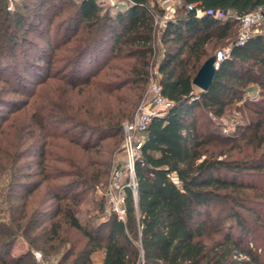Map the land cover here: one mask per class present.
<instances>
[{
	"label": "trees",
	"instance_id": "trees-1",
	"mask_svg": "<svg viewBox=\"0 0 264 264\" xmlns=\"http://www.w3.org/2000/svg\"><path fill=\"white\" fill-rule=\"evenodd\" d=\"M2 1L0 61L22 49L37 56L24 57L25 74L0 66V105H28L20 122L0 116V264H38L33 248L44 260L59 255L56 264H93L96 253L101 264H264V238L251 236L264 231V33L236 37L239 18L264 0H182L159 34L156 62V0H128L114 13L81 0L73 24L41 33L47 48L22 49L8 21L18 27L24 15H9ZM34 1L40 17L54 2ZM193 3L221 15L196 17L187 9ZM210 45L228 55L196 91ZM154 68L171 104L147 126L125 220L105 217L102 198L87 195L107 182L121 124L134 116ZM35 84L43 88L31 91ZM251 85L255 96L247 95ZM18 93L25 98L9 96ZM231 109L246 111L245 123L224 135L213 118ZM82 207L94 222L80 219ZM219 221L227 228L212 240L208 227ZM19 239L27 250L7 258Z\"/></svg>",
	"mask_w": 264,
	"mask_h": 264
},
{
	"label": "rangeland",
	"instance_id": "rangeland-1",
	"mask_svg": "<svg viewBox=\"0 0 264 264\" xmlns=\"http://www.w3.org/2000/svg\"><path fill=\"white\" fill-rule=\"evenodd\" d=\"M24 1L27 2L28 6H29L27 9H24V7H22V2H24ZM80 1L81 0H54L53 3H51L50 5L48 4V7H45V9H43V15H41V17L36 14L38 6L36 4H34L35 3L34 0H12V8L9 7V1L8 0H7V5L5 3V0L2 2L5 5L4 9L8 11L9 15H12L11 12H16V11L21 12L24 15L25 21H23L18 27L16 25H13L12 21L11 22L8 21L9 24H11V30L14 32L16 38L18 39V44L20 46L19 48L22 49V48H26V47L32 48L34 43H36V44L41 43V38H40L41 33L48 32V34H52L54 29H56V27L59 24H62L63 21L65 22L66 20H69V21L72 20V18H73L72 14L74 13L77 4ZM96 1L98 4H100L102 9H108L109 12H112V13H114L116 10H118L117 9L118 5H121L122 3L125 2V0H96ZM155 2L157 3V6H159V8H161L163 10L162 15L156 16L157 20L159 21L160 18L164 15V12L166 11V9H164V7H163V5H164L163 0H156ZM182 3H183L182 0H170L169 4L172 6V8L175 11L176 7L180 6ZM54 13H57V14L55 15ZM69 21H67V22L69 23ZM72 22H73V20L71 21V24H73ZM162 28L159 27V25H157V30H156V35H155V45H156V47H158V52H157V55L155 58V62L159 58L161 48H162V44H161L160 39H159V34H160ZM237 32H238V27L236 30V37H237ZM258 32L264 33V22L263 21L259 22L257 24H254L250 29V34H256ZM78 34H79V30L74 35H78ZM41 46L44 48H47L46 44L44 42L41 43ZM209 48H210V50H209L210 55H214L216 52H218L220 50L217 48H212L211 45ZM20 49H18V50L20 51ZM22 50H24V51H22L21 53H18L19 57L13 58L10 56V57H8V60H1L0 66L6 68L8 71L11 70L10 67L13 66L12 69L18 70L21 74H25V72L23 71L24 57L25 56L29 57L31 55L29 58L36 60L37 55L33 51H31L29 53L28 50H25V49H22ZM222 50H226V47L223 48ZM10 64H12V65H10ZM42 64H45V63L42 62ZM213 65L215 66V64H213ZM42 66H45V65H42ZM154 76L155 77L152 78V81L154 83L158 84L159 75L156 73V74H154ZM148 85H147V88H148ZM0 86H2V83H0ZM42 86L40 87V84L32 85L31 91H33V92L40 91V89L43 88ZM147 88H146L145 92L143 93L145 99H148L150 97L147 94ZM199 89L200 88L195 86L196 91ZM257 94H258L257 87L255 85H251L250 89L248 90L247 95L248 96H255ZM9 96H13V97L17 98V100H22V98H25L23 95H21L19 93L18 94H10ZM19 106L20 105L15 107L16 109H14V108L12 109V107H11V105H9V103H6L5 105H0V116H2L4 118L3 121L5 123H10L13 121L20 122L19 118H21V116L18 119L16 117L18 114H20L22 112V110L28 108V105H22L20 107ZM11 110L13 112H11ZM245 114H247V112L246 111L242 112V110H238V111H236L234 109L228 110V111H226V113L224 115L213 118L214 123H215V127L217 128V130L220 133H222L224 135H228V134L234 132L235 130H237V126L243 125L245 123V119L243 118V115H245ZM28 160H29L28 157H24L19 162H26L27 163ZM33 168L35 169V166ZM110 170H111V168H110ZM250 179H252V178H247L246 180H250ZM106 183L103 185L100 184V185L96 186L93 191H90L88 193L87 198L88 199L93 198L95 202H99L102 198V201H103L104 198L102 196V192L104 190V187L106 186ZM262 183H264V182L261 181L260 184H262ZM15 191L18 193L22 192V190H20V189H15ZM0 201H1V199H0ZM218 207L211 208V213L214 214L217 211ZM2 208H4V206L0 202V218L5 216L3 214ZM103 214L105 215V217L108 215L105 213H103ZM91 215H92V212L91 211L88 212L86 210V207H82V211L79 213L80 219L84 222L87 220H93V222H94V219L92 218ZM221 223H222V221H219V225L214 226V224H211V226L208 227V232L211 234L212 240L220 239L221 233L223 232L224 229L227 228V226H225V225H220ZM221 227L223 229H221ZM233 232L235 233V230ZM251 236L253 238H257L258 241H259V239H261V241H262L264 238V231H262L258 227L253 228V230L251 231ZM103 240H104V238H103ZM253 246L257 247L256 244H253ZM25 250H27L26 244L23 242V240L19 239V240L15 241V243L11 247V249L7 255V258L15 257L18 254H20L21 252H24ZM32 250L40 251L44 257V254L40 249L33 248ZM59 257H60L59 255L50 256V257L46 258V260H44V261L45 262L57 261ZM99 258H100V253L94 254L93 255V260H94L93 264H95L99 260Z\"/></svg>",
	"mask_w": 264,
	"mask_h": 264
},
{
	"label": "built area",
	"instance_id": "built-area-1",
	"mask_svg": "<svg viewBox=\"0 0 264 264\" xmlns=\"http://www.w3.org/2000/svg\"><path fill=\"white\" fill-rule=\"evenodd\" d=\"M9 1V7L12 8V0ZM128 0L118 5L117 8L125 7L130 4ZM163 7L166 9L164 15L158 21L155 17V25L159 27L165 26L168 19L173 16L174 9L169 4L170 0H163ZM195 9V16L201 17L203 15H221V12L206 10L199 7L196 3L188 4L187 9ZM264 22V7H258L257 9L243 14L237 23V41L242 43L250 35V29L254 24ZM162 28V29H163ZM157 30V29H156ZM229 49H220L214 54L215 66L226 55H228ZM153 74H156V69H153ZM150 78L147 88V94L150 96L148 99L141 101L134 116L130 120H126L121 124L122 141L121 151L115 157L114 163L108 175L106 186L102 192L104 198L103 212L105 214H112L118 220H125L126 206H125V193L126 189L130 188L132 196L136 198V175H135V163L140 156L142 143L145 139V132L148 124L153 117L161 115L171 102L162 94L159 84H156ZM120 155V156H119ZM32 256L38 264H56L55 261L45 262L43 255L40 251L31 250Z\"/></svg>",
	"mask_w": 264,
	"mask_h": 264
},
{
	"label": "water",
	"instance_id": "water-1",
	"mask_svg": "<svg viewBox=\"0 0 264 264\" xmlns=\"http://www.w3.org/2000/svg\"><path fill=\"white\" fill-rule=\"evenodd\" d=\"M214 62H215V56L214 55L209 56L204 61V63L202 64V66L200 67V69L198 70V72L196 73V75L192 80V83L201 90L207 89L211 83L216 68L213 65Z\"/></svg>",
	"mask_w": 264,
	"mask_h": 264
},
{
	"label": "crops",
	"instance_id": "crops-1",
	"mask_svg": "<svg viewBox=\"0 0 264 264\" xmlns=\"http://www.w3.org/2000/svg\"><path fill=\"white\" fill-rule=\"evenodd\" d=\"M101 257H102V255L100 254V258L95 264H101Z\"/></svg>",
	"mask_w": 264,
	"mask_h": 264
}]
</instances>
